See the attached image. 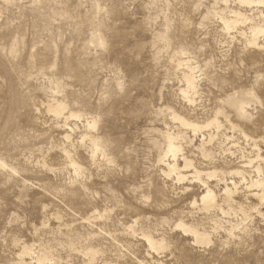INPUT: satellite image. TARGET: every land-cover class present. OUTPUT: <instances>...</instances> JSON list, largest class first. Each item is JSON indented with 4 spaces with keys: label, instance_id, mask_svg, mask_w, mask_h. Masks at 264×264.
<instances>
[{
    "label": "rangeland",
    "instance_id": "rangeland-1",
    "mask_svg": "<svg viewBox=\"0 0 264 264\" xmlns=\"http://www.w3.org/2000/svg\"><path fill=\"white\" fill-rule=\"evenodd\" d=\"M262 219L264 0H0V264H264Z\"/></svg>",
    "mask_w": 264,
    "mask_h": 264
},
{
    "label": "bare ground",
    "instance_id": "bare-ground-1",
    "mask_svg": "<svg viewBox=\"0 0 264 264\" xmlns=\"http://www.w3.org/2000/svg\"><path fill=\"white\" fill-rule=\"evenodd\" d=\"M209 198H210V194L209 193H206V195L203 196V200H205V201L209 200Z\"/></svg>",
    "mask_w": 264,
    "mask_h": 264
},
{
    "label": "clouds",
    "instance_id": "clouds-1",
    "mask_svg": "<svg viewBox=\"0 0 264 264\" xmlns=\"http://www.w3.org/2000/svg\"><path fill=\"white\" fill-rule=\"evenodd\" d=\"M262 223H264V219H262Z\"/></svg>",
    "mask_w": 264,
    "mask_h": 264
}]
</instances>
